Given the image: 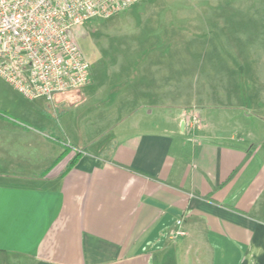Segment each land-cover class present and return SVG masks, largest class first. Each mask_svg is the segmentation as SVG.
Masks as SVG:
<instances>
[{
  "label": "crops",
  "instance_id": "1",
  "mask_svg": "<svg viewBox=\"0 0 264 264\" xmlns=\"http://www.w3.org/2000/svg\"><path fill=\"white\" fill-rule=\"evenodd\" d=\"M159 41L142 50L141 85L126 98L132 107L96 140L74 146L82 156L73 167L72 154L55 164L63 148L35 171L21 157L0 160V264H264V132L219 127L227 113L264 122V112L222 110L227 94L205 89L217 77L200 61L183 65L194 69L196 93L180 84L169 92L162 72L181 47L152 51ZM235 79L232 92H242L243 78ZM186 99L203 104L196 130L181 110L150 122Z\"/></svg>",
  "mask_w": 264,
  "mask_h": 264
},
{
  "label": "rangeland",
  "instance_id": "2",
  "mask_svg": "<svg viewBox=\"0 0 264 264\" xmlns=\"http://www.w3.org/2000/svg\"><path fill=\"white\" fill-rule=\"evenodd\" d=\"M150 31L156 38L149 36ZM75 37L90 59L93 72L91 85L79 90L81 98L71 91L54 95L52 101H29L0 78V145L6 146L5 150L0 149V160L14 162L21 157L28 170L35 171L61 148H70L68 154L75 155L80 150L74 146L96 140L111 129L117 117L133 105L128 104L127 93L135 83L141 85L140 66L149 52L142 50L155 39L160 41L152 49L154 52L170 54L173 48L181 47L177 56L171 53L170 61L175 65L166 64L162 72L166 81L160 85L164 87L165 83L169 92L177 84L183 86V93L191 91L190 71L194 69L184 67V60L200 61L198 66H204L209 76L217 77L205 89L227 94L222 99L225 104L219 106L222 110L235 108L243 113L247 108L254 114L264 112V0L144 2L110 19L91 20L77 29ZM145 64V70H155L151 62ZM238 77L243 78L244 89L234 93L231 84ZM146 100L143 98L140 104ZM174 102L180 105L165 107V116L155 115L150 122L163 124L164 120L169 121L170 110H181L184 126L196 130L202 123L203 104L187 99ZM226 116L224 121L221 119L220 129L239 125L252 134L254 131L255 138L257 127L258 132H264L263 121L243 116L240 121V116L228 113ZM26 128L34 131L16 132ZM35 129L39 131L38 138Z\"/></svg>",
  "mask_w": 264,
  "mask_h": 264
},
{
  "label": "built area",
  "instance_id": "3",
  "mask_svg": "<svg viewBox=\"0 0 264 264\" xmlns=\"http://www.w3.org/2000/svg\"><path fill=\"white\" fill-rule=\"evenodd\" d=\"M141 1L0 0V78L29 101L82 90L91 85L93 72L77 29Z\"/></svg>",
  "mask_w": 264,
  "mask_h": 264
},
{
  "label": "trees",
  "instance_id": "4",
  "mask_svg": "<svg viewBox=\"0 0 264 264\" xmlns=\"http://www.w3.org/2000/svg\"><path fill=\"white\" fill-rule=\"evenodd\" d=\"M74 92H76V93H79V97L78 98H81V93H80V91L79 90H77V91H74ZM67 94V93H66ZM70 151H72V149H66V148H64V152L62 153V155L58 158V160L55 162V164H57L58 162H59V160H61V159H63ZM82 156V153L80 152V151H76V153H75V155H74V157H73V159H72V161H71V163H70V168L71 167H73L75 164H76V162L78 161V159L80 158ZM54 164V165H55Z\"/></svg>",
  "mask_w": 264,
  "mask_h": 264
}]
</instances>
